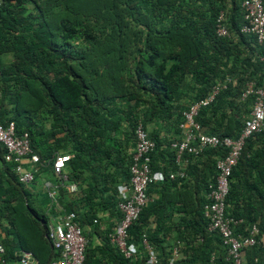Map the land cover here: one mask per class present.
Here are the masks:
<instances>
[{
	"label": "trees",
	"instance_id": "16d2710c",
	"mask_svg": "<svg viewBox=\"0 0 264 264\" xmlns=\"http://www.w3.org/2000/svg\"><path fill=\"white\" fill-rule=\"evenodd\" d=\"M241 1L0 0V122H13L17 136L27 134L30 149L39 159L38 168L47 160L51 166L55 149L64 150L62 146L68 143L70 159L61 175L64 183L77 186V192L79 179L89 173L84 180L86 190L77 200H68V190L60 186L53 205L77 216L87 239L84 264H145L142 236L155 250L158 264H167L176 243L179 257L173 264H229L220 237L207 232L202 216L207 187L216 176L215 161L225 150L207 149L187 165L176 167L170 144L164 146L157 132L148 134L145 123L154 121L157 114L167 119L171 104L189 92H195L194 103L205 99L224 78L240 80L238 73H245L241 68H250L248 79L264 86V46L239 33ZM27 4L32 5V12L24 16ZM219 13L228 32L224 38L214 33ZM5 55H10L9 62L3 61ZM241 91L237 82L227 85L198 110L195 120L203 133L237 137L252 102L251 98L241 102ZM124 101L134 105L106 110L113 102ZM141 102L153 111L142 114V126L155 144L149 155L150 169L164 176L183 171L185 177L148 185L149 201L127 231L137 253L124 260L107 239L115 227L111 220L117 223L120 218L117 198L114 205L112 199L91 197L106 189L104 180L110 176L102 170L107 166L120 178L119 184H127L131 153L125 158L117 147L104 145L96 131L105 125L100 116L105 112L108 117L123 113L133 132L138 118L134 106ZM41 119L51 122L52 144L37 123ZM58 135L62 137L55 139ZM1 149L2 259L13 262L14 254L24 251L32 254L36 264H49L55 256L45 238L50 203L45 208L38 204L27 184L14 175L13 164L3 161ZM224 205L226 216L242 220L236 233L245 235L252 224L264 233V130L245 141L228 179ZM175 216L177 222H172ZM103 222L107 228L100 231ZM91 233L99 235V244L91 241ZM244 260L264 264V249L244 250Z\"/></svg>",
	"mask_w": 264,
	"mask_h": 264
},
{
	"label": "built area",
	"instance_id": "2783aa9c",
	"mask_svg": "<svg viewBox=\"0 0 264 264\" xmlns=\"http://www.w3.org/2000/svg\"><path fill=\"white\" fill-rule=\"evenodd\" d=\"M243 23L239 33L254 37L258 45L264 46V0H242L240 3ZM223 14L219 13L215 20L214 33L216 37L228 36L224 26ZM264 62V57L261 58ZM226 84L214 85L205 99L192 103L186 111L182 112L181 120L177 125V139L170 142L169 149L173 153V163L176 167L186 164L190 158L198 157L207 149H223L225 154L217 159L214 164L216 176L213 184L207 187L206 202L202 206V216L206 222L208 233H216L220 237L221 246L225 249L224 260L229 264H246L244 250L252 247L264 249V233H261L255 224L247 229L245 235L236 233L235 228L242 224L241 219H234L225 215V197L228 190V179L242 152L245 141L253 134L264 130V86H255L254 83L246 85L239 95V100L244 102L251 98V108L248 118L244 121L236 138L217 137L203 133L195 118L200 108L208 106L215 96L224 90ZM133 149L128 168L127 184L116 187V210L120 218L107 235L108 242L123 257L130 260L137 253L136 246L129 242L127 231L136 221L142 208L148 203L146 190L151 183H161L166 178L174 180L184 178L185 173L178 171L164 176L161 172L150 169L149 155L154 151L155 144L148 139L142 124L137 122L133 128ZM0 146L4 149L2 159L13 164V173L22 184H31L36 173L39 159L29 146L27 134L17 136L13 122L2 125L0 122ZM70 159L69 155H58L52 160V171L55 176L65 181L61 175L64 163ZM29 164L32 169H25ZM58 186L46 187V196L50 201L47 208L48 222L45 238L55 252L49 264H84V253L87 239L82 234L77 216L73 212L56 210L54 202ZM68 193L77 192L75 184L67 185ZM140 246L145 254V264H158V257L145 237L142 236ZM4 249L0 245V264H36L31 253L18 251L14 254L13 262H6L2 257ZM179 257L178 243L170 249L167 264H173Z\"/></svg>",
	"mask_w": 264,
	"mask_h": 264
},
{
	"label": "rangeland",
	"instance_id": "374dc122",
	"mask_svg": "<svg viewBox=\"0 0 264 264\" xmlns=\"http://www.w3.org/2000/svg\"><path fill=\"white\" fill-rule=\"evenodd\" d=\"M32 9L31 4L25 5V13L23 14L24 16L27 14H30ZM10 55H5L3 57L4 62H9L10 60ZM244 70L246 73H238V76L241 77L239 80L237 77H226L220 82V84H226L227 85H235L236 82L239 83V92L240 90H243V88L250 84L254 83L253 80L248 79L247 72H249L250 68H241ZM195 92H189L186 98L183 100L179 101L178 103H173L171 104L172 109L170 110L167 119H163L162 114H157L154 116V121H151L150 123H145V129L150 134L151 132H157L161 138H164V146H168L170 144V141L172 142L177 138V132L175 130V126L178 121L179 114L185 111V109H182L183 106L186 108L190 106V104L193 102ZM189 96V97H188ZM139 102V101H138ZM134 105L133 101H124V102H113V104L110 107H107L106 110H119L120 108H125V107H132ZM136 112H137V120L136 122H142V117L143 115H149V107L145 105L143 102L139 103L137 106H134ZM115 112V111H114ZM150 113H153L150 112ZM105 112H101L100 116L105 120V125H103L101 128L99 127L96 133L98 134L97 138L103 142L104 145L106 146H114V148H118L121 153L125 156V158H128V156L131 153L132 150V145H133V139H132V132H131V124L127 121V118H125L123 113H120L121 115L114 114L112 117H108L105 115ZM143 114V115H142ZM44 118V117H43ZM38 125L42 126V131L46 135L47 142L48 144H52V138L50 137V120L48 119H41L38 120ZM144 125V124H143ZM62 135H58L55 137V139H60ZM65 149L63 150L62 148L55 149L53 155L55 154H65L69 152V147L68 143L65 142L64 146ZM164 149H166L164 147ZM163 152V149H160ZM164 153V152H163ZM69 154V153H68ZM166 160H169V158ZM189 161V160H188ZM125 162V159H124ZM166 164V163H165ZM188 162L184 165H187ZM126 167H123V171H125ZM103 174H107L110 176V178L106 177V180H104L106 183V189L103 190L102 188V193L98 194L95 193L91 198L93 200H98V199H112L115 205L117 195L115 193V186L120 183V178L117 176L116 173H113V169L111 166H107L102 170ZM89 175V173L85 172L83 173L80 180V184H78V192L76 194H68L67 199L68 200H77L80 194L82 195V191L86 190V184L84 182L85 178ZM77 183V182H76ZM122 184V183H121ZM115 216V215H113ZM172 222H177V217L175 216L174 219H172ZM114 224L116 222L114 220H111ZM106 225H101L100 228L103 227L102 230H105ZM111 228V229H112ZM110 229V230H111ZM173 239V238H172ZM180 243V242H179ZM172 243L170 244L171 247Z\"/></svg>",
	"mask_w": 264,
	"mask_h": 264
},
{
	"label": "crops",
	"instance_id": "0c3cea01",
	"mask_svg": "<svg viewBox=\"0 0 264 264\" xmlns=\"http://www.w3.org/2000/svg\"><path fill=\"white\" fill-rule=\"evenodd\" d=\"M0 96H1V93H0ZM132 148H133V145H132ZM1 151H2V149H1V146H0V156L2 155ZM131 152H132V150H131ZM161 153H162V150H161ZM58 155L60 156L61 154H55L54 157L58 156ZM62 155H69V154L65 153V154H62ZM45 162L42 165H40L41 167H39V168L36 167L37 171L35 173L36 174L35 182L33 184H27L26 185L27 188L29 189V192L32 193L34 198L38 201V204H40L43 208H45V206L48 204V202L50 203L49 199L46 196V187L47 186H49V185L58 186V190H59L60 186H62L65 189H67V185H68V184L64 183L61 178H58L57 176L54 175V173L52 171V167L49 165V161L47 160ZM1 168H2V165H1V161H0V171H1ZM24 168L31 170L32 166L29 165V164H25ZM63 176H64V174H63ZM58 180H60L62 182L58 183ZM54 203H56V201ZM105 218H106V216L104 215V219ZM102 224L106 225L105 227L107 228V222H103V223H101V225ZM102 229H103V227L100 229V231ZM100 231L98 232L99 235L101 234ZM99 235H97L96 233H91V237H92L91 241H93V243L96 244V245L100 243Z\"/></svg>",
	"mask_w": 264,
	"mask_h": 264
}]
</instances>
